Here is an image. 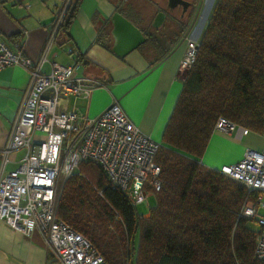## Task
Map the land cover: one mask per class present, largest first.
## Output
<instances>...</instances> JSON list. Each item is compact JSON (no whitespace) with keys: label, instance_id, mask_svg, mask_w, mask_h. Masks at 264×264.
<instances>
[{"label":"trees","instance_id":"1","mask_svg":"<svg viewBox=\"0 0 264 264\" xmlns=\"http://www.w3.org/2000/svg\"><path fill=\"white\" fill-rule=\"evenodd\" d=\"M78 3L70 2L57 33ZM184 75L162 136L167 147L157 155L162 186L148 216L89 162L65 180L57 216L106 264H264L253 254L250 220L239 216L245 187L200 162L218 118L264 133V0H217Z\"/></svg>","mask_w":264,"mask_h":264},{"label":"built area","instance_id":"2","mask_svg":"<svg viewBox=\"0 0 264 264\" xmlns=\"http://www.w3.org/2000/svg\"><path fill=\"white\" fill-rule=\"evenodd\" d=\"M70 2L62 1L53 17L51 37L39 59L29 58L18 43L0 41V70L19 66L28 74L24 96L2 148L3 162L13 151L23 149L25 153L14 170L0 178V220L26 238L39 232L59 264H106L85 236L57 216L65 180L80 163H93L107 184L126 195L135 209L161 190L157 155L167 146L144 134L117 101L95 117L67 109L70 98L87 99L102 86L99 81L79 77L77 63L51 62L47 72L42 69ZM181 39L186 48L178 69L186 72L196 61L199 42L188 32ZM236 127L218 118L214 131L232 134ZM219 172L245 187L239 216L256 224L253 254L264 262V149H246L241 160L222 166Z\"/></svg>","mask_w":264,"mask_h":264},{"label":"crops","instance_id":"3","mask_svg":"<svg viewBox=\"0 0 264 264\" xmlns=\"http://www.w3.org/2000/svg\"><path fill=\"white\" fill-rule=\"evenodd\" d=\"M130 1L79 0L73 18L54 35L42 69L47 72L51 62L77 63L79 77L99 81L102 86L93 90L87 99L70 98L68 110L95 117L117 101L144 134L164 143L162 136L185 76L178 69L186 48L181 36L188 32L199 42L205 25L197 27L198 20L180 25L167 15L161 29L147 31L155 15L163 11L164 0H150L152 6L147 11L138 10ZM61 5V0H1L0 41L18 43L29 58L39 59L51 37L53 17ZM115 12H120L146 36L140 47L123 57L112 51L110 18ZM150 37L155 39L154 43ZM27 84L28 74L22 67L0 70V178L14 170L25 153L23 149L13 151L6 163L3 162L2 148ZM249 133L238 126L232 134L213 131L200 162L214 170L238 162L245 150L251 148V139L255 140ZM254 149H264V146ZM0 264L59 263L39 232L26 238L0 220Z\"/></svg>","mask_w":264,"mask_h":264},{"label":"water","instance_id":"4","mask_svg":"<svg viewBox=\"0 0 264 264\" xmlns=\"http://www.w3.org/2000/svg\"><path fill=\"white\" fill-rule=\"evenodd\" d=\"M176 4L172 3V0H169L167 7L173 8ZM165 18L166 14L163 11L158 12L151 26L154 29L160 28ZM110 23L112 27L110 34L114 40L112 51L117 56H125L130 51L140 47L146 41V36L143 32L120 12H115L111 16Z\"/></svg>","mask_w":264,"mask_h":264},{"label":"rangeland","instance_id":"5","mask_svg":"<svg viewBox=\"0 0 264 264\" xmlns=\"http://www.w3.org/2000/svg\"><path fill=\"white\" fill-rule=\"evenodd\" d=\"M216 1L217 0H199L197 3V6L195 7V9L193 11V15L191 16L190 21H197L198 20V23L196 25H197V27H200V28L202 25H206L208 18L214 9ZM150 3H151L150 0H131L130 1V4H134V6L137 7L138 10L143 9L145 11H147L149 9V7L152 6ZM150 30H151V27H148L147 31H150ZM248 132H250L249 134H251L252 136L255 137V140L251 139V141L249 142L250 147L252 149L258 148V146H259V148L264 146V133L256 134V133H253L251 131H248ZM251 148H249V149H251ZM260 150H262V149H260ZM155 205H156V197L151 196V197L147 198V200L144 201L142 204L137 205L135 208V211L139 216H145L149 213V209L154 208ZM248 227L254 232H256V230H257V226L254 222L249 221ZM137 239H138V235L136 234V236L134 238V244L137 243Z\"/></svg>","mask_w":264,"mask_h":264},{"label":"flooded vegetation","instance_id":"6","mask_svg":"<svg viewBox=\"0 0 264 264\" xmlns=\"http://www.w3.org/2000/svg\"><path fill=\"white\" fill-rule=\"evenodd\" d=\"M168 1L164 0L163 2L165 7L163 12L181 25L183 22L190 20L199 0H172V3H177L173 8L167 7Z\"/></svg>","mask_w":264,"mask_h":264}]
</instances>
